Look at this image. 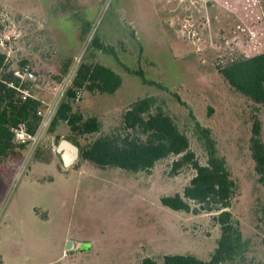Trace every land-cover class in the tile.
Instances as JSON below:
<instances>
[{"label":"rangeland","instance_id":"rangeland-1","mask_svg":"<svg viewBox=\"0 0 264 264\" xmlns=\"http://www.w3.org/2000/svg\"><path fill=\"white\" fill-rule=\"evenodd\" d=\"M260 6L264 11V0ZM74 13L90 21L87 34ZM254 17L213 0H0L7 69L32 70L28 88L42 102L36 143L0 160V264H140L146 256L161 263L166 255L188 254L209 261L217 247V213L174 211L161 202L182 194L196 173L190 164L174 171L179 156L140 172L82 158L64 166L57 145L76 135L64 121L53 132L49 126L84 62L114 69L123 83L112 94L78 90L75 110L102 122L100 133L78 136L81 146L123 131L131 103L153 96L205 164L192 110L211 128L236 183L230 211L249 246L237 264H264V190L250 148L255 118L264 136V105L233 88L219 70L232 58L264 52V14ZM96 33L108 51L90 46Z\"/></svg>","mask_w":264,"mask_h":264},{"label":"trees","instance_id":"trees-1","mask_svg":"<svg viewBox=\"0 0 264 264\" xmlns=\"http://www.w3.org/2000/svg\"><path fill=\"white\" fill-rule=\"evenodd\" d=\"M74 17L81 20L83 34H87L90 31V21L78 13H74ZM90 46L109 50L98 33L92 37ZM219 70L233 88L264 105V52L232 58ZM142 78L148 82L143 75ZM122 83V76L106 65L98 62L80 64L72 85L66 89L56 108L49 130L53 132L61 121L66 122L71 133L76 135L68 139L80 146V158L101 167L113 166L130 172L149 171L159 160L176 155L179 157L173 162L174 171L184 164H190L195 169V175L182 194L164 196L161 202L174 211L217 213L214 219L220 225L221 235L216 249L209 261L188 254L166 255L161 263L146 256L140 264H237L245 257L249 246L243 237L240 222L230 211L236 183L231 176L226 157L219 152L211 128L202 125L192 110L190 114L194 120L195 132L207 154L205 164L201 163L191 149L189 136L153 96L141 97L131 103L123 114V131L113 130L101 134L92 142L81 146L78 136L100 133L102 122L96 115L86 117L75 110L74 101L78 90L84 88L89 92L112 94ZM30 84L29 79L22 81L15 69H7L6 53L0 51L1 162L9 156L18 157L27 145L16 143L12 127L25 123L28 131L35 134L41 125L40 98L34 95L23 98L17 88H28ZM177 98L183 105H187L179 96ZM250 148L258 182L264 190V136L259 118L253 121ZM261 213L264 223V198Z\"/></svg>","mask_w":264,"mask_h":264},{"label":"built area","instance_id":"built-area-1","mask_svg":"<svg viewBox=\"0 0 264 264\" xmlns=\"http://www.w3.org/2000/svg\"><path fill=\"white\" fill-rule=\"evenodd\" d=\"M16 74L21 78L22 81L27 79L32 80L35 78L34 72L27 67L21 71L19 70L16 72ZM17 88L21 91L23 98L32 96L29 88H22L21 86H18ZM12 131L14 132V140L18 141L19 143L35 144L39 137L38 132L35 134L30 133L25 123H19L17 126L12 127Z\"/></svg>","mask_w":264,"mask_h":264},{"label":"crops","instance_id":"crops-1","mask_svg":"<svg viewBox=\"0 0 264 264\" xmlns=\"http://www.w3.org/2000/svg\"><path fill=\"white\" fill-rule=\"evenodd\" d=\"M216 4H220L226 7L229 11L234 14H239L244 16V14L253 11L255 17L256 15L263 16V7L260 6L261 0H213ZM263 18V17H262ZM264 32V28H263ZM74 165L69 166V168ZM61 170V169H60ZM55 180V177L51 175L49 181Z\"/></svg>","mask_w":264,"mask_h":264},{"label":"water","instance_id":"water-1","mask_svg":"<svg viewBox=\"0 0 264 264\" xmlns=\"http://www.w3.org/2000/svg\"><path fill=\"white\" fill-rule=\"evenodd\" d=\"M0 44H2L1 33ZM56 151L60 154L62 162L66 167L73 165L80 158L81 153L80 146L68 138H62L59 141ZM69 245L71 246L72 244Z\"/></svg>","mask_w":264,"mask_h":264}]
</instances>
